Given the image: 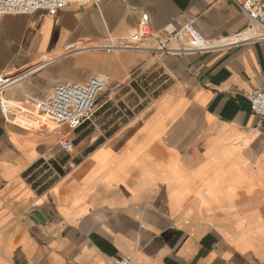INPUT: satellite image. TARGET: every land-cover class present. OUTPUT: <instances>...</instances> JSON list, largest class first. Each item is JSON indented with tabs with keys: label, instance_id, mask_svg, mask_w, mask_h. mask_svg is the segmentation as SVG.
Returning a JSON list of instances; mask_svg holds the SVG:
<instances>
[{
	"label": "crops",
	"instance_id": "obj_1",
	"mask_svg": "<svg viewBox=\"0 0 264 264\" xmlns=\"http://www.w3.org/2000/svg\"><path fill=\"white\" fill-rule=\"evenodd\" d=\"M143 14L154 38L192 22L206 40H234L248 25L229 0H106L0 20V77L62 54L0 95L19 110L12 123L0 115V264H264V120L246 99L264 91V43L112 49ZM103 75L91 123L44 132L25 97Z\"/></svg>",
	"mask_w": 264,
	"mask_h": 264
},
{
	"label": "built area",
	"instance_id": "obj_2",
	"mask_svg": "<svg viewBox=\"0 0 264 264\" xmlns=\"http://www.w3.org/2000/svg\"><path fill=\"white\" fill-rule=\"evenodd\" d=\"M106 0H0V20L10 15H31L37 11L54 13L72 4L100 5ZM247 20V31L241 39L211 41L204 39L189 22L180 28L165 27L163 38H154L150 32V23L146 14L141 15L134 31L125 43L112 49L120 51H147L153 54L183 55L201 54L212 50L226 49L243 43H264V0H229ZM153 40L148 46L146 41ZM72 49L66 47V51ZM12 77H0V95L12 88L17 82H10ZM107 76L91 78L86 83L64 82L53 87L51 94L44 100L34 103L44 120L56 126H66L75 131L86 123H91L95 115L96 103L101 93L109 89ZM250 112L264 120V91L250 90L246 93ZM19 110L11 107L0 98V115L7 123H12ZM57 146L65 154L74 152V144L66 135L62 136ZM112 264H136L126 258H119Z\"/></svg>",
	"mask_w": 264,
	"mask_h": 264
},
{
	"label": "bare ground",
	"instance_id": "obj_3",
	"mask_svg": "<svg viewBox=\"0 0 264 264\" xmlns=\"http://www.w3.org/2000/svg\"><path fill=\"white\" fill-rule=\"evenodd\" d=\"M100 47H103V46H100ZM106 47V46H104ZM98 48V47H97ZM60 56H62V54H58L57 57H54L52 59L49 60V62L47 61V63H51L52 61L56 60L57 58H59ZM61 58V57H60ZM47 63H43L37 67H35L34 69H30V71H26V73L24 74H21L20 76H17V77H14L10 82H16V81H19L20 79L26 77V76H29V75H32V73L38 71L39 69H41L42 67H44ZM25 116V115H24ZM20 117V116H19ZM35 117V116H34ZM22 118V117H21ZM29 118V117H28ZM25 119H27V117H25ZM26 122H29L30 123V120L26 121ZM23 124H25V122L23 121L22 122ZM27 124V123H26ZM36 123H34V121L32 122V125H36ZM52 125V124H50ZM37 126V125H36ZM54 128H57L56 126L53 125ZM47 128V127H46ZM50 128V127H49Z\"/></svg>",
	"mask_w": 264,
	"mask_h": 264
},
{
	"label": "rangeland",
	"instance_id": "obj_4",
	"mask_svg": "<svg viewBox=\"0 0 264 264\" xmlns=\"http://www.w3.org/2000/svg\"><path fill=\"white\" fill-rule=\"evenodd\" d=\"M58 55H54V56H51V57H48V58H45V61L43 62V63H47V61L49 62V60L50 59H52V58H54V57H57ZM43 63H41V64H43ZM41 64H39V65H41ZM39 65H37V66H39ZM36 66V67H37ZM35 68V67H34ZM34 68H32V69H34ZM26 71H30V70H27V69H22L21 70V72H23V73H21V74H24V73H26ZM15 74V73H14ZM14 74H11V75H8V76H12V75H14ZM21 74H19V75H17V76H20ZM17 76H14V77H17ZM14 77H12L11 78V80L14 78ZM32 77V76H31ZM109 90V89H108ZM107 90V91H108ZM15 105H12L11 107H14ZM42 117V116H41ZM34 123H36V121H34ZM45 124H46V127H43L44 128V132L45 133H48V134H50V133H53L54 131H56L57 130V128H54L53 127V125H50L51 123H48V122H45ZM36 126V125H35ZM50 127V128H49Z\"/></svg>",
	"mask_w": 264,
	"mask_h": 264
}]
</instances>
